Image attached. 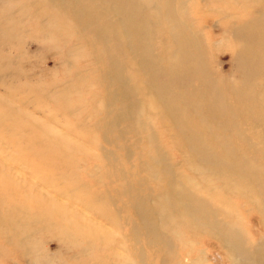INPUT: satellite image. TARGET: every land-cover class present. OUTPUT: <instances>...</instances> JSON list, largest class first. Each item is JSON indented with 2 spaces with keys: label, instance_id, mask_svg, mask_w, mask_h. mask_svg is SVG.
<instances>
[{
  "label": "rangeland",
  "instance_id": "374dc122",
  "mask_svg": "<svg viewBox=\"0 0 264 264\" xmlns=\"http://www.w3.org/2000/svg\"><path fill=\"white\" fill-rule=\"evenodd\" d=\"M246 5L239 10L249 15L254 8ZM91 7L92 0H0V227L10 224L7 231L0 228V264H116L113 252L125 256L120 257L125 264H187L174 249L163 247L160 232H149L135 209L156 208L166 214L168 208L159 200L161 185L179 175L202 190L207 187L204 191L217 187L232 201L230 209L240 218L243 236L259 239L263 230L248 203L249 193L241 192L238 180L229 181L240 192L229 193L227 176L198 172L159 116L151 129L142 130L143 140L137 141L133 131L119 138L114 119L118 84L109 64L124 60L131 90L138 69L114 45L117 39L111 40L108 19ZM201 11L195 14L215 42L217 74L235 79L234 56L224 39L225 20L217 10ZM106 39L109 44L103 43ZM148 134L157 139L149 141ZM145 150L151 153L145 155ZM153 166L161 170L154 178ZM4 187L9 188V204L1 198ZM94 197L115 213V224L97 215L93 202L87 206ZM15 198L35 213L43 206L64 222L76 221L77 214L84 224L80 235H111L95 246L88 240L74 244L77 232L65 240L48 225L34 224L26 243L20 235L23 223L16 226L8 220ZM209 236L205 231L195 237L184 234L183 247L192 251L190 264H230L224 248ZM122 242L130 247L127 254Z\"/></svg>",
  "mask_w": 264,
  "mask_h": 264
},
{
  "label": "bare ground",
  "instance_id": "6f19581e",
  "mask_svg": "<svg viewBox=\"0 0 264 264\" xmlns=\"http://www.w3.org/2000/svg\"><path fill=\"white\" fill-rule=\"evenodd\" d=\"M246 4L254 8L249 15L239 10ZM93 8L108 19L111 40L117 39L114 45L120 46L138 69L136 88L131 90L124 60L109 64L118 84L114 95L119 111L114 119L119 138L133 131L137 141L143 140L142 130L151 129L154 117L159 116L160 123L180 140V150L198 172L227 176L229 193L240 192L229 180L239 181L244 188L241 192L249 193L248 203L257 212V225L263 233L259 239L243 236L240 218L235 219L230 209L232 201L217 187L204 191L207 187L202 190L182 175L161 185L159 200L168 208L166 214L156 208L135 207L143 224L149 232H160L163 247L174 249L183 263L192 260V251L183 247L184 234L195 237L205 231L224 248L230 264H264V0H92ZM208 9L217 10V16L225 20L224 39L234 56L235 79L218 75L214 67L215 42L195 14L199 10L208 13ZM103 43L109 44L108 39ZM147 138L155 141L157 136L148 134ZM146 151L145 155L151 153ZM153 167L149 169L154 178L161 170ZM8 190L4 187L6 193L1 198L9 204L5 200ZM92 202L97 215L115 224V213L101 204L100 197L91 198L87 206ZM19 203L12 200L8 220L16 226L23 223L20 235L26 243L34 224L48 225V230L60 233L65 240L72 231L77 232L72 235L74 244L88 240L95 246L97 240L111 235L105 231L80 235L84 224L77 214L76 221L69 223L43 206L35 213ZM122 247L127 254L130 247L123 242ZM111 255L118 259L116 264H125L121 260L125 256Z\"/></svg>",
  "mask_w": 264,
  "mask_h": 264
}]
</instances>
